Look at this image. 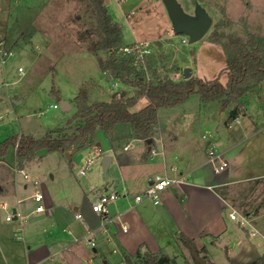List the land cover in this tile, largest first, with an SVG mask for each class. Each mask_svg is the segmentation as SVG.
<instances>
[{
    "label": "rangeland",
    "instance_id": "1",
    "mask_svg": "<svg viewBox=\"0 0 264 264\" xmlns=\"http://www.w3.org/2000/svg\"><path fill=\"white\" fill-rule=\"evenodd\" d=\"M176 1L182 10L190 15H193L194 5L198 3L212 18L208 32L198 42L188 44L186 36L172 32L170 19L161 0H106L105 2L108 13L121 28L123 45L134 42L149 43L151 52L145 64L146 79L155 82L160 76H165L178 81L184 78L183 68L190 64L194 69L193 77L205 81L219 78L221 83L226 82L225 68L228 64L226 49L229 45L227 50L231 51L234 45L227 38L220 44L209 41V36L214 30L232 39L239 38L242 43L253 39L256 45L264 46V0ZM94 17L85 3L78 0H0V41L6 38L1 41L2 46L10 51L13 50V54L6 57L3 64L0 56V71L7 81L18 80L11 90L4 85L0 86V142L21 134L41 138L47 131L65 126L75 112L62 111L53 98L52 90L75 97L80 88L87 86L86 82L93 81L101 85V92L94 90L92 100L102 99L106 94L112 95L123 89L128 90L120 83L101 77L96 57L86 50L79 40L80 32L93 25ZM37 30L40 38L50 42L54 48L51 51H43L40 59L33 63L36 53H33L32 41L26 40L28 43L21 47L15 46L13 49L11 44L21 34L33 35ZM35 35V39L39 37L38 33ZM161 38L164 40L157 41ZM35 39H33L34 43ZM21 44L19 42V45ZM100 55L102 58L106 57L105 53ZM18 67L24 70V75L21 77L17 73ZM247 101L248 98L246 100L248 114L245 117L244 114H239L240 122L249 120L248 116L256 118L258 114L264 119V104L258 102L252 105ZM52 105H57V108L50 107ZM142 107L143 100L135 104L132 110L139 111ZM229 109L230 106H221L217 102H202L199 96L194 94L182 104L160 108L158 121L162 131L166 136H170V147L192 155L197 150H203L205 146L214 147L213 144L219 136L228 135L225 121L228 120ZM230 121L233 129L240 124L235 120ZM258 128H264L263 122L258 124ZM202 135L206 136V140L201 138ZM117 139L113 144V155L122 152V146L125 144L131 147L128 152L130 155L138 154V141L132 140L131 133L130 135L128 132L122 133ZM139 141L144 153L147 145L142 139ZM263 141V136H260L254 142L262 144ZM254 149L257 151L256 147ZM250 150L249 153H252L251 157L249 156L250 162L256 165H251V169L252 173H255L256 170L263 168L261 162L263 153L261 150L258 153ZM14 155V149L10 146L0 162V186L7 189L8 184L16 185L18 196L23 200L20 206L24 210L23 216L34 207L30 196L35 190L43 191V185L51 193L60 190L59 186L68 180L79 182L88 179L94 183V186L101 188L110 176V171L106 178L103 175L99 157L103 152L97 151L95 145L84 146L70 153L69 158L58 152H39L25 165L23 172L15 168ZM194 155V160L200 162L199 154ZM88 159L92 162L85 174L80 175V168L86 165ZM24 174L28 179L23 177ZM51 176H54V180ZM24 184L27 185L26 189L23 187ZM7 197L5 199L8 203L14 201L13 195ZM258 204V207L264 206V197ZM5 215L6 211L0 209V233L10 242L17 241L23 247L22 240H17L12 234L15 224L19 222L17 220L11 221L12 223L7 222ZM25 217L28 226L33 220ZM235 224L243 235V227ZM244 228L247 229L246 235L249 236H252L250 232L255 231L253 238L263 248L264 213L253 220V225L250 222ZM237 240L234 241L237 243ZM236 243L230 244V247L237 248ZM92 255L93 264H103L104 256L108 264H126L122 255L116 253L110 246ZM197 255L199 257L206 255L208 262L205 264L209 262L229 264L225 249L221 247H213L208 254L199 250ZM175 262L199 264L186 248L175 256Z\"/></svg>",
    "mask_w": 264,
    "mask_h": 264
},
{
    "label": "crops",
    "instance_id": "2",
    "mask_svg": "<svg viewBox=\"0 0 264 264\" xmlns=\"http://www.w3.org/2000/svg\"><path fill=\"white\" fill-rule=\"evenodd\" d=\"M34 33H38L39 37L35 39V34L24 33L11 44L13 49L15 46L21 47L28 43L26 40L32 41L33 53H36L33 63L40 59L43 51H51L54 48L50 42L40 38L38 30ZM161 40L164 39L157 41ZM19 42L23 43L19 45ZM188 65L187 67L192 69L193 77L194 69L190 64ZM100 73L101 77L113 81L101 70ZM0 74L1 78L5 79L1 71ZM86 83H88L85 88L89 103L107 101L115 95V93L106 94L102 99L92 100L94 90L101 92V85L93 81ZM52 95L53 98L59 97L68 102L70 109L64 112L76 111L74 97L54 90ZM142 100L144 107L147 104L145 98L137 103ZM249 101L252 105L258 102L264 104V99L259 100L256 96L248 98L247 102ZM247 107L248 105H245L244 113H242L244 117L248 114ZM239 118L235 119V122L240 123L235 129L232 128V121H225L228 135L219 136L213 144L214 147H221L213 148L228 161V168L220 175H211L209 170L202 166L208 146H205L203 150L195 151L192 155L172 149L170 136H166L158 121L153 143L149 147V143H145L147 146L144 153L140 148L139 140L141 139L137 137L130 124L115 125L107 136L99 131L94 143L86 146L95 145L97 151L101 150L103 155L111 157L106 174H103L106 178L110 171L104 186L97 188L88 179L79 182L68 180L59 186L60 190L49 193L43 185V191H34H40L43 194V212L34 211L37 204L34 203L32 194L30 201L34 207L23 216L24 210L20 207L23 200L18 196L16 185L8 184L7 189L0 186V205L7 203L11 211L16 210L15 220L18 222L19 218L24 220L21 239L23 247L17 241L10 242L0 233V264H93L92 253H97L108 246L116 253L119 252L122 257L127 255L132 260L140 250L167 255L175 259V256L186 248L180 241V236L192 241L195 248L198 251H205V254L212 251L213 247L218 248L217 243L224 240L225 245L221 248L225 249L228 261L246 264L255 260L264 253V247L255 242L253 235H246L248 231L244 227L242 235L240 228L235 224L237 222L229 218V213L234 212L239 217H247L252 225L253 220L264 213V206H257L264 197V141L262 144L254 142L260 136H263L264 140V128H258L260 122L264 125V119L261 114H258L256 118L248 116L247 121L240 122ZM125 132L129 135L131 133L132 140L138 141L137 155L128 153L131 147L127 144L122 146V152L112 154L114 153L113 144L118 140L117 136ZM125 146L129 147L124 150ZM72 150L69 151V155ZM249 150L253 153L261 150L263 153V160L260 158L263 162L261 171L256 170L252 173L251 165H256L250 162L252 153H249ZM194 154H199L200 162L197 163L194 160ZM173 167L176 171L172 170ZM156 175L169 177L182 175L185 178L182 183L166 189L157 205L149 201L133 204L131 197L142 192ZM51 178L54 180V176ZM23 187L26 189L27 185L24 184ZM123 191L128 197L120 196L109 204L107 214L97 215L91 210V204L99 192ZM9 195H13V202L6 201L5 198ZM78 214L80 218L76 217ZM25 216L33 220L28 226H26ZM18 226L19 223L15 224L14 230ZM123 227H125L124 231ZM235 239H238L237 243ZM234 243L238 244L237 248L230 247V244ZM190 254L192 256V253ZM103 264H108L105 256Z\"/></svg>",
    "mask_w": 264,
    "mask_h": 264
},
{
    "label": "trees",
    "instance_id": "3",
    "mask_svg": "<svg viewBox=\"0 0 264 264\" xmlns=\"http://www.w3.org/2000/svg\"><path fill=\"white\" fill-rule=\"evenodd\" d=\"M78 1L84 2L95 16L91 28L80 32L79 40L86 50L94 54L100 70L128 90L123 89L124 94L116 92L107 101L89 103L87 89L80 88L74 97L76 111L65 126L47 131L41 138L22 134L7 138L0 142V161L12 146L15 167L23 170L39 152L65 154L72 149L78 150L94 143L99 131L107 136L117 124H130L138 138L151 139L149 147L153 143L160 108L182 104L196 94L202 102L230 106L228 120H235L244 112L247 98L256 96L261 100L264 96V46L256 45L253 39L242 43L239 38L232 39L215 30L210 34L209 41L213 43L220 44L227 38L234 45L231 51L227 50L229 45L225 48L228 54L225 83H221L219 78L205 81L192 76L178 81L160 76L153 82L146 79L143 72H136L131 59L119 52L123 45L122 31L108 13L104 0ZM100 53H105L106 57L102 58ZM142 98L147 104L141 110L133 111L134 105ZM179 239L190 253H199L192 241L183 236ZM123 257L126 264H177L174 258L167 255L141 250L133 260L127 255ZM229 261L230 264H237ZM246 264H264V253Z\"/></svg>",
    "mask_w": 264,
    "mask_h": 264
},
{
    "label": "built area",
    "instance_id": "4",
    "mask_svg": "<svg viewBox=\"0 0 264 264\" xmlns=\"http://www.w3.org/2000/svg\"><path fill=\"white\" fill-rule=\"evenodd\" d=\"M119 52L122 55L127 56L132 61V65L136 72H143L146 75V59L148 58L151 49L148 42H139V43H132L126 44L119 48ZM13 52L10 50H6L2 44L0 43V56H1V63L3 64L6 57L12 55ZM18 76L21 77L24 75V70L22 67L17 68ZM18 80L7 81L6 79L1 78L0 74V86L4 85L7 89H11L15 86ZM52 108H57V105L50 106ZM203 139H206V136L202 135ZM129 146H125L124 150H126ZM205 159L204 163L202 164L204 169L209 170L211 175H220L228 168V161L223 158V156L217 153L212 146H208L205 152ZM92 161L90 159L87 160L86 165H83L81 170L79 171L80 174H84L85 170L89 167ZM176 171L175 167L172 169ZM22 172V171H21ZM23 177L27 179V175L24 174ZM184 176L177 175L174 177H169L166 175H156L154 176L148 183V185L144 188V190L138 194L133 195L132 201L133 204H138L141 202L149 201L154 205H157L160 202V198L162 193L171 186L180 184L184 181ZM123 193V194H122ZM128 197L127 193L123 192H111V193H103L99 192L96 196V199L91 204V210L97 215H105L107 214V207L109 204L116 201L119 197ZM32 199L34 203L37 204L35 207V212H43L44 205H43V194L40 191H36L32 195ZM0 207L5 210L7 213L5 215V221L11 222L14 221V214L10 210L7 203H2ZM80 218L81 216L78 214L76 216ZM229 218L234 220L242 227L249 224L247 217H239L238 214L231 212L229 213ZM19 226L14 230L13 237L17 240L22 239V231H23V219L19 218ZM123 231L125 227L122 228ZM251 235H254V231L250 232ZM93 238V237H92ZM93 245V244H91Z\"/></svg>",
    "mask_w": 264,
    "mask_h": 264
},
{
    "label": "water",
    "instance_id": "5",
    "mask_svg": "<svg viewBox=\"0 0 264 264\" xmlns=\"http://www.w3.org/2000/svg\"><path fill=\"white\" fill-rule=\"evenodd\" d=\"M165 6L167 15L171 22V30L176 35H184L187 37L188 44H193L201 40L206 33L208 32L210 26L212 25V18L208 15L206 10L198 3L195 4L193 15L185 13L176 0H161ZM106 0L104 1V3ZM107 78H109V74L106 73ZM183 77L188 79L191 77V69L189 67L183 68ZM124 94V91H121ZM264 99V96H262ZM58 103V107L62 111H66L70 109L69 104L65 100H61L59 97L55 98ZM151 139H146L145 143H150ZM75 150L73 149L71 153ZM65 156L69 158V152L65 153ZM111 157L108 155H103L101 157V169L103 174H106L108 165L110 164ZM15 209L12 210V213L15 216ZM219 247H223L225 245L224 240H220L217 243ZM192 257L199 263L205 264L206 260L203 257H199L195 252H192Z\"/></svg>",
    "mask_w": 264,
    "mask_h": 264
},
{
    "label": "flooded vegetation",
    "instance_id": "6",
    "mask_svg": "<svg viewBox=\"0 0 264 264\" xmlns=\"http://www.w3.org/2000/svg\"><path fill=\"white\" fill-rule=\"evenodd\" d=\"M194 7H195V5H194Z\"/></svg>",
    "mask_w": 264,
    "mask_h": 264
}]
</instances>
